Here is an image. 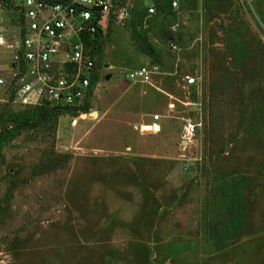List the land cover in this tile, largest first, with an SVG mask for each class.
Masks as SVG:
<instances>
[{
    "label": "rangeland",
    "instance_id": "rangeland-1",
    "mask_svg": "<svg viewBox=\"0 0 264 264\" xmlns=\"http://www.w3.org/2000/svg\"><path fill=\"white\" fill-rule=\"evenodd\" d=\"M117 1L87 113L12 101L0 60V264H264V0Z\"/></svg>",
    "mask_w": 264,
    "mask_h": 264
},
{
    "label": "built area",
    "instance_id": "built-area-1",
    "mask_svg": "<svg viewBox=\"0 0 264 264\" xmlns=\"http://www.w3.org/2000/svg\"><path fill=\"white\" fill-rule=\"evenodd\" d=\"M117 0H0V60L8 62L10 85L15 88V100L23 106L46 105L58 112L77 110L85 106L91 96L97 75L94 42L104 35L115 15ZM171 7L179 9L173 0ZM154 8L149 9L155 14ZM16 15L18 33L9 40L4 27V14ZM4 50H11V58H2ZM157 68L142 67L128 73L131 82L150 83ZM185 86L196 85L192 76L184 77ZM8 80L0 78V87ZM98 84V83H97ZM175 104L168 107L175 109ZM160 115L153 116L150 130L140 126L142 133H159ZM181 142L187 144L197 134L200 124L181 118ZM157 124L159 131L152 126Z\"/></svg>",
    "mask_w": 264,
    "mask_h": 264
},
{
    "label": "trees",
    "instance_id": "trees-1",
    "mask_svg": "<svg viewBox=\"0 0 264 264\" xmlns=\"http://www.w3.org/2000/svg\"><path fill=\"white\" fill-rule=\"evenodd\" d=\"M173 1V0H172ZM172 1L169 3V6L171 7V3H172ZM212 0H205V4H204V8L205 9H207V8H210V7H212ZM99 37H101V35L100 34H98L97 35V40H98V38ZM97 40L94 42V45H96L97 44ZM99 47H97V46H95V49L97 50ZM97 70H99V67H97ZM99 73H100V70H99ZM99 80H100V76L99 75H97L96 77H95V80H93V85H92V88H91V93H90V95L92 96L93 95V93H94V90H95V87H96V85H97V83L99 82ZM10 98L12 99V101H15V88H14V85L13 86H11V88H10ZM30 107H35V108H41V107H43V108H49V109H51L53 112H55V113H57L58 115H60V116H62L61 114H64V113H70V114H72L71 116H74V117H77V116H79V112L77 111V110H71V109H68V110H66L65 112H62V113H60V112H58V111H56L55 109H53V108H51V107H48V106H46V105H42V106H30ZM90 109V103L88 102V100H87V102H86V104H85V106H83L81 109H80V112L81 113H87L88 112V110ZM46 115H48V114H42L41 116H43V117H45ZM43 119V118H42ZM43 122V120H41V121H35L33 124H35V125H39L40 123H42ZM17 123V122H16ZM19 124V123H18ZM27 125H30L29 123H26V124H23V125H18L19 127H25V126H27Z\"/></svg>",
    "mask_w": 264,
    "mask_h": 264
},
{
    "label": "water",
    "instance_id": "water-1",
    "mask_svg": "<svg viewBox=\"0 0 264 264\" xmlns=\"http://www.w3.org/2000/svg\"><path fill=\"white\" fill-rule=\"evenodd\" d=\"M110 78H111V76L108 75V76L105 77V80H109ZM146 128H150V126H147ZM152 128H154V129L158 128V129H159V126H158L157 124H154V125L152 126ZM184 144H185V143H184Z\"/></svg>",
    "mask_w": 264,
    "mask_h": 264
},
{
    "label": "bare ground",
    "instance_id": "bare-ground-1",
    "mask_svg": "<svg viewBox=\"0 0 264 264\" xmlns=\"http://www.w3.org/2000/svg\"><path fill=\"white\" fill-rule=\"evenodd\" d=\"M147 130H150V128H146ZM158 129V128H157ZM156 130V129H155Z\"/></svg>",
    "mask_w": 264,
    "mask_h": 264
},
{
    "label": "crops",
    "instance_id": "crops-1",
    "mask_svg": "<svg viewBox=\"0 0 264 264\" xmlns=\"http://www.w3.org/2000/svg\"><path fill=\"white\" fill-rule=\"evenodd\" d=\"M162 129V127H161V124H160V130Z\"/></svg>",
    "mask_w": 264,
    "mask_h": 264
}]
</instances>
